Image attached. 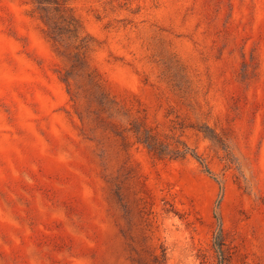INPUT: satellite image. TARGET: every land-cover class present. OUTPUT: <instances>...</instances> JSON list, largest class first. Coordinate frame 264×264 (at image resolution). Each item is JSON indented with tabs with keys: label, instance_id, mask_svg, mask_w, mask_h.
<instances>
[{
	"label": "rangeland",
	"instance_id": "rangeland-1",
	"mask_svg": "<svg viewBox=\"0 0 264 264\" xmlns=\"http://www.w3.org/2000/svg\"><path fill=\"white\" fill-rule=\"evenodd\" d=\"M264 264V0H0V264Z\"/></svg>",
	"mask_w": 264,
	"mask_h": 264
},
{
	"label": "trees",
	"instance_id": "trees-1",
	"mask_svg": "<svg viewBox=\"0 0 264 264\" xmlns=\"http://www.w3.org/2000/svg\"><path fill=\"white\" fill-rule=\"evenodd\" d=\"M221 235V232L218 231V233L214 236V244H215V247L220 255V264H226L225 262V258H224V255H223V243L220 239V236Z\"/></svg>",
	"mask_w": 264,
	"mask_h": 264
}]
</instances>
